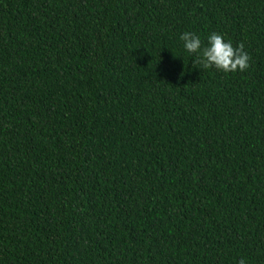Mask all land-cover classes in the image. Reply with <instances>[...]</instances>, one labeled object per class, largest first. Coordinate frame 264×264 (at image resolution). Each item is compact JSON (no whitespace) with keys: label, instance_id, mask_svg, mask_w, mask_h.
I'll return each instance as SVG.
<instances>
[{"label":"trees","instance_id":"1","mask_svg":"<svg viewBox=\"0 0 264 264\" xmlns=\"http://www.w3.org/2000/svg\"><path fill=\"white\" fill-rule=\"evenodd\" d=\"M240 261L264 264V0H0V264Z\"/></svg>","mask_w":264,"mask_h":264},{"label":"clouds","instance_id":"2","mask_svg":"<svg viewBox=\"0 0 264 264\" xmlns=\"http://www.w3.org/2000/svg\"><path fill=\"white\" fill-rule=\"evenodd\" d=\"M179 39L183 42L184 49L191 54H198L196 63L204 69L215 68L225 73L240 71L249 68V54L244 50L243 43L236 47L230 41H225L222 34L211 33L207 37V45H202L201 38L192 32H183ZM243 264V261H240Z\"/></svg>","mask_w":264,"mask_h":264}]
</instances>
